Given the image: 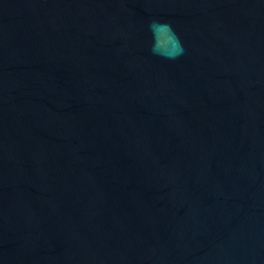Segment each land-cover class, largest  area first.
I'll return each instance as SVG.
<instances>
[{
    "label": "water",
    "instance_id": "95a60500",
    "mask_svg": "<svg viewBox=\"0 0 264 264\" xmlns=\"http://www.w3.org/2000/svg\"><path fill=\"white\" fill-rule=\"evenodd\" d=\"M0 264H264V0H0Z\"/></svg>",
    "mask_w": 264,
    "mask_h": 264
},
{
    "label": "clouds",
    "instance_id": "9594fccd",
    "mask_svg": "<svg viewBox=\"0 0 264 264\" xmlns=\"http://www.w3.org/2000/svg\"><path fill=\"white\" fill-rule=\"evenodd\" d=\"M149 28L152 30L154 34L159 32L169 33V39L171 42V48L167 52H161L158 47L153 46L151 51L154 55H161L168 60H175L184 54L185 52L184 45L181 42L179 36H177L174 30L172 29L171 25L161 24L157 21H153L149 25Z\"/></svg>",
    "mask_w": 264,
    "mask_h": 264
}]
</instances>
